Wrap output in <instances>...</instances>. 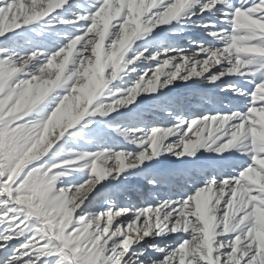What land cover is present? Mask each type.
I'll use <instances>...</instances> for the list:
<instances>
[{
	"label": "snow or ice",
	"instance_id": "obj_1",
	"mask_svg": "<svg viewBox=\"0 0 264 264\" xmlns=\"http://www.w3.org/2000/svg\"><path fill=\"white\" fill-rule=\"evenodd\" d=\"M0 264H264V0H0Z\"/></svg>",
	"mask_w": 264,
	"mask_h": 264
},
{
	"label": "rangeland",
	"instance_id": "obj_2",
	"mask_svg": "<svg viewBox=\"0 0 264 264\" xmlns=\"http://www.w3.org/2000/svg\"><path fill=\"white\" fill-rule=\"evenodd\" d=\"M194 37L202 36V33L199 32H192L190 33ZM183 90V89H180ZM122 188L124 190V193L126 196L131 197V202H135L138 195L142 191H147V189L144 186L143 180L136 175H132L127 177V179L123 180Z\"/></svg>",
	"mask_w": 264,
	"mask_h": 264
}]
</instances>
